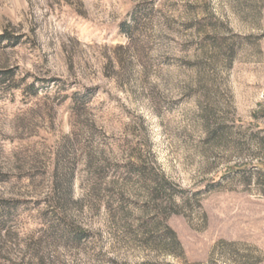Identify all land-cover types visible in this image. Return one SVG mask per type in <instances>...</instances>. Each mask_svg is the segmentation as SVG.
<instances>
[{
  "label": "rangeland",
  "instance_id": "1",
  "mask_svg": "<svg viewBox=\"0 0 264 264\" xmlns=\"http://www.w3.org/2000/svg\"><path fill=\"white\" fill-rule=\"evenodd\" d=\"M4 32L0 264H264V0H0Z\"/></svg>",
  "mask_w": 264,
  "mask_h": 264
},
{
  "label": "trees",
  "instance_id": "2",
  "mask_svg": "<svg viewBox=\"0 0 264 264\" xmlns=\"http://www.w3.org/2000/svg\"><path fill=\"white\" fill-rule=\"evenodd\" d=\"M135 27L138 26V19L134 21ZM134 27L124 26L122 27V32H124L131 42L133 41L134 36ZM12 39L11 35H8L6 32L0 35V41H10ZM79 102L76 106L80 107ZM137 175L142 177V179L147 183L150 182L153 185L148 186V196L149 204H146V207L143 209L145 218L140 222L139 228L136 230L137 236H140L141 241H143L147 246H154L159 250L175 255L177 251L181 249L180 242L175 234V232L169 227L163 225L164 218L162 217L166 208L162 207V200L166 196L167 186H169L168 181L166 180L163 174H157L154 171H149L145 167L135 166ZM70 186V184H69ZM171 198V197H170ZM159 202V203H158Z\"/></svg>",
  "mask_w": 264,
  "mask_h": 264
}]
</instances>
